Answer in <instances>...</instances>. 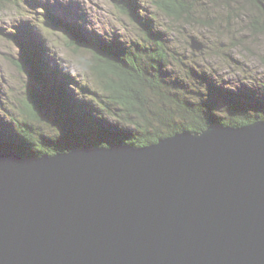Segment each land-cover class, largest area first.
<instances>
[{
	"label": "water",
	"instance_id": "obj_1",
	"mask_svg": "<svg viewBox=\"0 0 264 264\" xmlns=\"http://www.w3.org/2000/svg\"><path fill=\"white\" fill-rule=\"evenodd\" d=\"M0 264H264V121L0 152Z\"/></svg>",
	"mask_w": 264,
	"mask_h": 264
},
{
	"label": "trees",
	"instance_id": "obj_2",
	"mask_svg": "<svg viewBox=\"0 0 264 264\" xmlns=\"http://www.w3.org/2000/svg\"><path fill=\"white\" fill-rule=\"evenodd\" d=\"M255 1L264 9L261 0ZM118 3L120 10L141 28L140 40L126 44L118 42L114 35L105 41L102 35L86 30L82 23L64 15L44 14L41 19L40 26L59 31L73 53L90 52L92 60L83 63L88 75L83 74L85 83L80 85L62 72L55 59L56 64L47 57L41 45L42 37L37 33L41 40L33 36L36 26L25 22L15 28L10 38L20 47L26 63L23 62V68L37 82L38 89L29 90V94L25 92L27 99L20 102L19 118L8 112L10 118L0 119V152L13 151L21 157L37 158L73 148L107 147L114 143L145 146L175 133L200 132L213 124L237 127L264 121L263 98L255 97L254 93H251L254 97L246 93L243 96L211 84L209 89L201 82L207 79V72L201 69L199 72L193 64L187 67L188 74L197 77L194 88L202 92L195 90L190 95L185 94L180 84V71L168 70L172 68L171 54L164 44V35L159 30L160 33L151 34L148 23L152 21L138 16L141 6L137 0H118ZM154 3L173 20L190 22L193 19V3L185 0H154ZM252 26L255 28V24ZM88 78L91 79L90 87ZM65 82L89 96V104L68 95L61 84ZM217 97L221 108L212 103ZM45 99L59 114L55 120L64 125L60 132L55 131V122L53 125L47 123L46 128L38 124ZM246 99L254 101L256 110L245 106ZM64 104L67 107H63ZM105 117L111 120L105 122ZM64 139L66 144L58 145Z\"/></svg>",
	"mask_w": 264,
	"mask_h": 264
},
{
	"label": "rangeland",
	"instance_id": "obj_3",
	"mask_svg": "<svg viewBox=\"0 0 264 264\" xmlns=\"http://www.w3.org/2000/svg\"><path fill=\"white\" fill-rule=\"evenodd\" d=\"M28 1L0 0V119L10 118L9 113L19 118L20 102L27 99L25 92L38 89L37 82L23 68L25 61L20 47L10 38L20 22L22 24L32 22L36 26L43 35V44L48 48L47 57L52 61L55 59L62 72L70 79L78 81L79 85L85 83L83 74L88 75L84 72L86 69L83 63L92 60V56L90 52L84 50L73 53L74 50L67 47V41L59 31L41 27L40 17L43 13L71 17L72 21L82 23L86 30L97 31L96 35H102L105 41L115 35L118 42L130 44L131 41L140 40L143 36L139 25L120 10L117 0ZM137 1L141 6L138 16L145 21H152L148 23L151 34L155 35L159 30L161 35H164V44L171 54L169 62L172 68L168 70L180 71L182 75L180 84L185 94L190 95L196 90L194 87L197 85V77L188 74L190 71L187 69L193 64L198 70L207 72L208 80L201 82L209 89L211 85H215L226 91H237L243 96L245 93L249 96L254 93L255 97L264 99V12H262L264 9L261 4L255 0H185L189 4L193 3L194 10L193 19L186 22L173 20L156 7L154 0ZM261 1L264 5V0ZM33 12L38 16L37 19ZM254 24L257 29L252 26ZM43 44L41 45L45 51ZM192 45L199 47L193 48ZM88 81L90 87L91 79L88 78ZM61 84L68 95L74 99L78 98L79 102L89 104V96L82 95L75 86L72 85L71 88L67 82ZM196 91L202 92L200 89ZM99 92L101 93L100 89ZM186 97L190 101L193 100ZM213 99L212 103L221 108L218 97L216 100ZM44 103L40 114L43 124H38L46 128L47 123L53 125L55 122L57 125L55 131H62L64 125L55 120L59 115L55 106L47 99ZM245 104L248 109L256 110L253 100L246 99ZM63 107L67 105L64 104ZM105 118V122L111 120L109 117ZM4 123L3 121L2 125ZM251 124L230 127L240 128ZM65 139L58 142V145L65 143Z\"/></svg>",
	"mask_w": 264,
	"mask_h": 264
},
{
	"label": "bare ground",
	"instance_id": "obj_4",
	"mask_svg": "<svg viewBox=\"0 0 264 264\" xmlns=\"http://www.w3.org/2000/svg\"><path fill=\"white\" fill-rule=\"evenodd\" d=\"M211 125L208 126V128L210 127Z\"/></svg>",
	"mask_w": 264,
	"mask_h": 264
}]
</instances>
